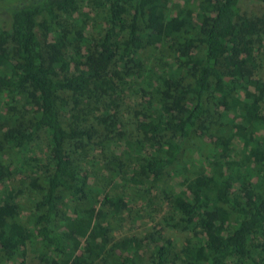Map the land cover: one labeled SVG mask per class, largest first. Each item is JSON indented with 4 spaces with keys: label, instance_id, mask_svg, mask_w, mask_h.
I'll return each instance as SVG.
<instances>
[{
    "label": "trees",
    "instance_id": "1",
    "mask_svg": "<svg viewBox=\"0 0 264 264\" xmlns=\"http://www.w3.org/2000/svg\"><path fill=\"white\" fill-rule=\"evenodd\" d=\"M248 5L0 0V264H264V64L248 61L264 19ZM96 139L120 149L103 179ZM139 211L164 224L120 238Z\"/></svg>",
    "mask_w": 264,
    "mask_h": 264
},
{
    "label": "rangeland",
    "instance_id": "2",
    "mask_svg": "<svg viewBox=\"0 0 264 264\" xmlns=\"http://www.w3.org/2000/svg\"><path fill=\"white\" fill-rule=\"evenodd\" d=\"M92 16L93 13L91 14ZM246 17L248 18H263L264 19V5L259 3L256 0H249V5L245 13ZM87 30H90L91 33H96L95 29H91V22L88 24ZM255 52H252L251 58L249 55L248 61H258L259 63L264 64V50L261 51V49L256 53V56L254 57ZM257 56L258 59L256 58ZM74 61V59H73ZM264 73V69H262ZM134 100V98L131 99V102ZM137 100V99H136ZM264 106V105H263ZM129 111L130 109L126 108V111ZM125 111V112H126ZM125 121L132 120L131 113H128L125 115ZM129 128L132 127V125H128ZM130 137V136H129ZM131 138V137H130ZM95 145H93V150L89 151L88 156L86 157V161L88 162L89 169L97 174V178L103 179V176L101 174V163L105 160V158H108L110 155H119L120 149L113 146H104L99 143L98 139H96ZM104 159V160H103ZM99 162V164H97ZM134 204V203H133ZM133 210L138 211V204L133 205ZM154 208H158V205H155ZM161 208V207H160ZM161 214L164 211V207L161 208ZM137 214L136 212H132L131 214H122L119 215L120 221L118 222L117 227L115 228V232L117 235L121 238L122 236H136L138 238H142L145 240L146 233L150 231H158L160 230V227L162 224H164V221H161L160 216L157 217V220L152 219L151 217H142L144 213L142 211H139V218L133 220L132 217ZM28 215V207H25L22 211L21 217L22 220H24L25 226L32 227L34 224V221L30 220ZM157 216V215H155ZM28 217V218H27ZM142 217V218H141ZM151 218V219H150ZM160 218V219H159ZM28 220V221H26ZM166 234L173 239L174 241V247L176 250L182 249L186 242V235L183 233L175 232L173 230H166ZM164 238H168L167 236H164ZM33 264V263H32Z\"/></svg>",
    "mask_w": 264,
    "mask_h": 264
}]
</instances>
